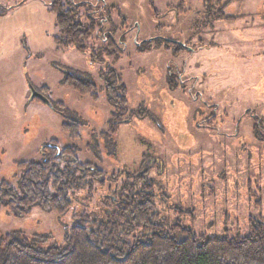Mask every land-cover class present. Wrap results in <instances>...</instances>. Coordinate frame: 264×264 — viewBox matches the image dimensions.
<instances>
[{
    "label": "rangeland",
    "instance_id": "374dc122",
    "mask_svg": "<svg viewBox=\"0 0 264 264\" xmlns=\"http://www.w3.org/2000/svg\"><path fill=\"white\" fill-rule=\"evenodd\" d=\"M97 1L106 4L97 14L124 43L96 59L104 44L98 29L85 52L62 48L49 0H0L11 7L0 16V182L17 187V163L40 160L50 140L75 146L79 161L106 176L136 171L150 155L154 202L170 224L202 236L245 235L250 220L264 219V0L232 1L223 9L228 17L212 23L203 0H62L66 7L86 3L82 21ZM212 2L217 10L227 0ZM157 36L180 45L135 50ZM106 68L119 73L132 113L113 131L99 76ZM66 74L94 83L97 97L65 84ZM31 87L49 103L31 97ZM255 118L263 140L253 133ZM72 121L79 124L74 139L62 129ZM108 184L77 192L61 218L40 208L23 217L0 208V233L46 234L43 246L62 245L74 211L94 208Z\"/></svg>",
    "mask_w": 264,
    "mask_h": 264
},
{
    "label": "trees",
    "instance_id": "16d2710c",
    "mask_svg": "<svg viewBox=\"0 0 264 264\" xmlns=\"http://www.w3.org/2000/svg\"><path fill=\"white\" fill-rule=\"evenodd\" d=\"M212 1L203 0L208 23L226 19L224 7L238 0H227L217 10H211L215 5ZM96 3L91 6L93 9L85 10L86 18L82 21L79 9L86 3L66 7L62 0H49L60 47L73 45L85 52V41L96 29L104 44L96 49L94 58L110 54L113 48L124 43L123 34L119 43L114 40L115 27L111 20L97 14L106 4ZM10 8L0 4V16ZM104 21L110 23L106 29H103ZM176 43L157 36L137 43L135 50L144 52L154 47L177 50ZM99 76L112 109L109 124L113 131L115 126L132 117L127 110L126 87L113 68L100 71ZM63 82L82 95L97 97L96 85L80 74H66ZM261 128V119L255 118L256 137L261 138ZM62 129L71 138H78V122H64ZM77 151L75 146L60 147L55 140H50L41 146L40 160L17 163L22 169L17 187L0 182V208L15 217L27 216L34 208H40L61 218L71 210L77 192L86 187L98 189L94 183L101 188L108 181L107 192L100 195L94 208L74 211L72 224L65 226L62 245L43 246L48 239L46 234L27 237L19 232L0 233V264H264V219L261 217L250 220L245 235H198L180 222L170 224L157 209L154 184L148 176L156 162L154 157L144 156L136 171L123 170L118 175L106 176L94 164L79 161Z\"/></svg>",
    "mask_w": 264,
    "mask_h": 264
},
{
    "label": "water",
    "instance_id": "95a60500",
    "mask_svg": "<svg viewBox=\"0 0 264 264\" xmlns=\"http://www.w3.org/2000/svg\"><path fill=\"white\" fill-rule=\"evenodd\" d=\"M31 91H32L31 97H39L42 100H44L47 104L49 103L40 93L36 92L32 87H31Z\"/></svg>",
    "mask_w": 264,
    "mask_h": 264
},
{
    "label": "flooded vegetation",
    "instance_id": "af4514ba",
    "mask_svg": "<svg viewBox=\"0 0 264 264\" xmlns=\"http://www.w3.org/2000/svg\"><path fill=\"white\" fill-rule=\"evenodd\" d=\"M119 43V42H118ZM136 45H137V43H136ZM136 48V47H135Z\"/></svg>",
    "mask_w": 264,
    "mask_h": 264
}]
</instances>
